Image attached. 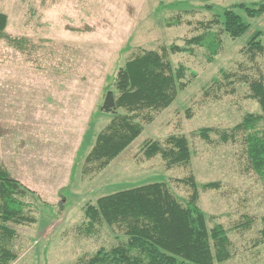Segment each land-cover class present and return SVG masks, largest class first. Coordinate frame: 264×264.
I'll use <instances>...</instances> for the list:
<instances>
[{
	"label": "rangeland",
	"instance_id": "rangeland-1",
	"mask_svg": "<svg viewBox=\"0 0 264 264\" xmlns=\"http://www.w3.org/2000/svg\"><path fill=\"white\" fill-rule=\"evenodd\" d=\"M236 4L264 0H0L6 35L21 42L0 40V167L29 191L24 201L36 220L14 226L18 257L11 264H83L124 239L105 225L88 229L87 205L154 182L186 201L191 190L179 180L190 175L198 186L218 182L199 189L198 206L208 228L227 232L231 258L222 264H264V181L249 171L241 139L222 144L212 134L205 143L197 136L260 113L245 81L264 78V55L246 53L250 34L232 40L220 25L204 28ZM236 13L252 32L264 31V15ZM202 34L204 42L215 34L222 42L212 62L203 46L185 44ZM171 45L191 51L166 54L173 68L186 69V88L152 123L141 122L142 134L107 168L85 175L84 159L111 120L100 107L118 69L141 51ZM172 135L188 140L187 166L167 169L160 156L144 157L145 143Z\"/></svg>",
	"mask_w": 264,
	"mask_h": 264
},
{
	"label": "trees",
	"instance_id": "trees-1",
	"mask_svg": "<svg viewBox=\"0 0 264 264\" xmlns=\"http://www.w3.org/2000/svg\"><path fill=\"white\" fill-rule=\"evenodd\" d=\"M244 13L248 19L264 15V4H236L225 8L221 15L205 25H220L224 34L237 40L247 34L246 53L264 55V31H251V26L236 13ZM8 18L0 13V40L18 47L20 40L6 35ZM205 32V33H206ZM202 34L186 41L187 47L203 46L207 61L212 62L221 48V40L215 34L210 42H204ZM189 48L171 45L162 52L141 51L118 69L112 89L104 95L100 112L111 120L101 130L84 159V174L100 172L118 158L143 132L144 123H152L154 115L168 109L179 92L186 88V69L173 68L167 58L172 54L191 52ZM223 78L229 75L220 72ZM228 75V76H227ZM248 99L255 101L260 113L245 114L228 130L203 128L197 136L211 143V135L222 144L242 140L249 171L264 181V78L246 80ZM146 159L157 156L166 168L187 166L191 150L184 136L172 135L163 143L149 141L144 144ZM191 190L186 201L180 200L165 182H154L124 189L96 200L84 210L87 228L106 226L120 231L124 236L109 250L100 249L83 264H222L231 258V242L221 225L207 226V218L198 206L199 189L214 190L218 182L198 186L192 175L179 180ZM29 191L0 167V264L13 263L18 254L13 249L17 238L14 226L33 225L36 220L24 201ZM264 244V228L260 233Z\"/></svg>",
	"mask_w": 264,
	"mask_h": 264
}]
</instances>
